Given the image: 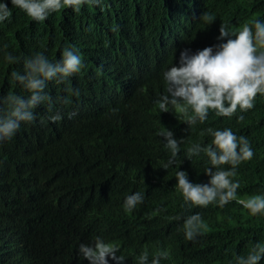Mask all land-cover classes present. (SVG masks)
I'll return each instance as SVG.
<instances>
[{
    "label": "trees",
    "instance_id": "16d2710c",
    "mask_svg": "<svg viewBox=\"0 0 264 264\" xmlns=\"http://www.w3.org/2000/svg\"><path fill=\"white\" fill-rule=\"evenodd\" d=\"M0 2L11 11L0 22V118L10 94L30 96L12 76L24 74V60L42 53L59 62L63 50L74 47L83 63L63 81H48L49 99L32 109L35 119L20 122L12 139L0 143V264H90L79 247L97 236L119 245L123 264H138L145 250L149 264L164 250L170 258L160 264H236L264 244V214L253 216L236 200L207 207L185 202L175 177L185 171L191 183L207 184L210 158L204 152L188 157L187 150L211 144L208 128H230L254 152L237 166V198L264 195V95L251 110L231 117L209 111L203 123L188 126L183 121L190 109L173 108L178 117L160 112V77L146 47L188 11L199 17L198 27L188 30L179 52L215 51L226 42L218 39L221 25L238 30L255 19L264 22V0H100L79 12L62 7L44 21L32 20L11 0ZM205 13L214 18L211 24L203 21ZM8 54L17 59L9 63ZM57 114L61 119L53 122ZM164 129L182 140L166 170L172 154L159 134ZM136 192L143 203L127 211L125 198ZM197 213L207 228L190 241L183 225ZM108 264L116 261L109 257Z\"/></svg>",
    "mask_w": 264,
    "mask_h": 264
},
{
    "label": "clouds",
    "instance_id": "9594fccd",
    "mask_svg": "<svg viewBox=\"0 0 264 264\" xmlns=\"http://www.w3.org/2000/svg\"><path fill=\"white\" fill-rule=\"evenodd\" d=\"M85 3L99 4L100 0H11L13 6L23 10L34 21H44L49 13L65 6L79 12L80 6ZM10 16L11 11L7 3L0 2V22ZM179 18L181 20L174 19L170 27L166 26L161 33L146 40L147 53L155 61L156 74L160 77V93L157 96L160 112L178 117L173 108L182 113H188L190 109L191 115L183 121L190 126L196 124L197 120L203 123L209 111H215L218 116L231 117L237 110H251L256 96L264 95V22L255 19L244 23L238 30L221 25L218 39L226 38L225 43L217 45L215 51L212 47H206L190 54L188 49L182 50L181 53L179 51L189 40L188 30L198 27L199 17L187 11L185 16L180 15ZM202 19L208 24L214 21L207 13ZM182 21L190 27H183ZM16 59L11 54L6 55L9 63ZM24 67V74L13 72L12 76L24 86L30 96L25 99L10 94L6 98L10 107L3 109L4 118H0V143L12 139L20 127V122H31L35 119L32 109L49 99L44 94L48 81H63L80 72L83 63L77 49L66 47L59 62H51L42 53H37L33 58L24 60ZM74 94L79 95V92ZM50 119L56 122L61 116L57 114ZM238 120L243 121L244 117L241 115ZM206 131L213 137L211 144H195L188 148L187 155L191 157L204 152L210 158L212 167L205 170L210 180L207 184H194L189 181L185 171H177V186L185 202L207 207L217 201L220 206H224L236 200L251 215L264 214V195H253L246 200L238 199L237 190L240 184L233 180L237 175V166L254 156L249 141L243 136L237 137L230 128H208ZM159 134L165 139V146L172 154L163 165L166 170L175 163L182 140L175 139L173 132L167 129ZM226 164L231 165V168L225 170L221 167ZM143 200L144 196L136 192L125 198L124 207L131 211L143 203ZM183 227L186 239L191 241L201 234V230L206 229L207 225L197 213L187 217ZM118 251L119 245L105 242L99 236L92 245L81 243L79 247L80 255L90 264H108L109 257L116 261V264H123L124 257L118 256ZM169 258L170 253L167 250L157 251L150 264H160L162 259ZM262 259L264 244L257 243L247 257H238L236 264H259ZM138 264H149L147 250L138 257Z\"/></svg>",
    "mask_w": 264,
    "mask_h": 264
}]
</instances>
